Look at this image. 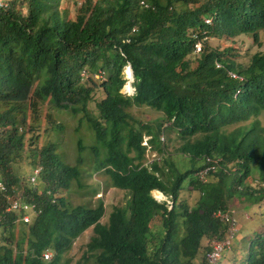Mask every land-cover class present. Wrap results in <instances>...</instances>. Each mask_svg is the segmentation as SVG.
Returning <instances> with one entry per match:
<instances>
[{"label": "trees", "instance_id": "obj_1", "mask_svg": "<svg viewBox=\"0 0 264 264\" xmlns=\"http://www.w3.org/2000/svg\"><path fill=\"white\" fill-rule=\"evenodd\" d=\"M140 1L76 0L73 12L61 0H4L0 7V264H201L209 242L226 236L227 219L215 212L228 198L263 201L264 125L257 116L264 113V51L239 64L228 48L201 37L256 39L264 0ZM197 40L203 48L193 53ZM127 64L130 95L121 91ZM45 105L76 117L75 131H92L88 145L77 138L73 164L58 149L63 126L42 112ZM133 106L160 115L144 122ZM147 146L158 159L147 162ZM205 155L220 157V168L198 181ZM35 167L38 184L29 180ZM93 172L124 194L104 222L99 196L93 205H74L63 195ZM186 190L198 192L191 203L181 199ZM15 199L35 209L8 210ZM89 228L74 261L73 243ZM248 246L237 262L264 264V228Z\"/></svg>", "mask_w": 264, "mask_h": 264}, {"label": "rangeland", "instance_id": "obj_2", "mask_svg": "<svg viewBox=\"0 0 264 264\" xmlns=\"http://www.w3.org/2000/svg\"><path fill=\"white\" fill-rule=\"evenodd\" d=\"M74 1L76 0H61L60 7L68 8L71 12L74 10ZM81 1V0H80ZM209 36V35H208ZM207 36V38H208ZM207 44L211 46H215L220 50L228 48V54L234 59L236 63L245 64L248 62L249 57L257 50L264 51V29L258 32V36L256 39L253 38L252 35L241 34L235 36L232 39H225L219 38L214 35H210L208 38ZM207 46V45H205ZM127 65L123 67V75L125 78L126 76L129 78V81H126L123 85L121 91L126 94H132L131 89L125 88L130 84L131 74L130 70H126ZM94 79L98 81L101 79L99 74L94 75ZM133 82V81H132ZM131 82V86H132ZM100 96H103L102 92L98 93L97 99ZM94 102L90 103V107H93ZM51 106L45 105L41 107L42 112L48 110L49 113L52 114V118L54 122L59 123L63 126L61 131V137H58L59 143V151L63 154V159L65 162L73 164L75 162L77 149H76V141L77 138L80 136L81 140L83 141V145H88L89 143L93 142L92 138V131L88 129L85 125L80 126L78 131H75L74 128L77 125L76 117L70 114L68 111L65 110H55L50 109ZM132 114L139 118L142 121L147 122H156L157 117L160 115L158 112L152 110L149 107H131ZM50 114V115H51ZM264 125V113H260L257 116ZM53 138V137H52ZM45 139V138H44ZM146 140V137H145ZM165 135H164V142H165ZM175 142V140H174ZM146 143V141H143ZM148 147V146H147ZM168 149H173V143H168ZM151 153H156L155 150H150ZM149 154V153H148ZM91 163L90 158L86 159L84 166L89 168V164ZM189 163L185 164L188 165ZM38 172L40 170L39 167ZM33 168V169H35ZM30 173L32 172V170ZM229 169H224L226 173ZM103 172H93V174L89 177H84L85 186L81 188H74L69 191L67 194L63 193V195H67L71 204H79V203H86L88 205H93L96 201V198L99 196L102 198L105 206V216L102 218V221H106L108 213L112 209L113 205L115 204H122L124 202V194L119 188H114L110 184V179L106 176ZM38 184V181H34V184ZM152 195L158 199L159 201H168L165 199V196L162 195L157 198L154 194V191H151ZM198 192L195 190L192 191H184L181 194V199H184L188 203H191ZM249 197L243 198L238 194H234L230 196L227 200L226 210L227 212L221 215H234V220L236 222V227L238 230V234L236 239L232 241L231 247L226 249L223 252L222 258L220 260V264H240L241 259L246 257V253L248 252L249 248V240L255 236L257 232L264 228V202H256L251 205ZM169 204V203H168ZM170 206V204H169ZM1 233V230H0ZM91 235V229L85 230L80 237H78L75 242L73 243V249L70 251L72 256L74 257V261L80 257L81 249L83 244L89 239ZM204 254V251L201 252ZM202 255L200 254L199 257ZM233 256L235 257V261L233 260ZM200 261V260H199Z\"/></svg>", "mask_w": 264, "mask_h": 264}, {"label": "built area", "instance_id": "obj_3", "mask_svg": "<svg viewBox=\"0 0 264 264\" xmlns=\"http://www.w3.org/2000/svg\"><path fill=\"white\" fill-rule=\"evenodd\" d=\"M141 4H144L143 3V0L140 1ZM4 5V0H0V7ZM205 22H210V19L208 18H205L204 19ZM206 31H203L202 33L205 34ZM193 36H195L193 34ZM208 34L207 35H203L201 37V39H208L207 38ZM202 48V44H201V41L200 40H197L194 44V51H200ZM85 72L82 71L81 72V75H84ZM229 75L233 78H236L238 80H242V77L240 75H238L237 73L235 72H229ZM40 171V170H39ZM39 174L38 172V168H35L32 170L31 174H30V177H29V180L31 183H33L37 177V175ZM0 190H4V184L0 182ZM23 208L25 211H29L31 210V212H33V210L35 209V203L33 202H30V203H22L20 200L18 199H15L13 201L10 202L9 204V207H8V210H15V209H18V208ZM220 214H223L221 212H219ZM218 214V213H217ZM225 217V219H227V222H228V227H227V231H226V235L227 237L225 239H222V240H213L210 244V250L206 252L205 254V258H204V261H203V264H219V259H220V256H221V253L223 252V250L228 247L229 243H230V240L232 238V236L234 235V232H235V220L233 217H231L230 215L226 214V215H222ZM31 219V215L30 214H27V213H24V215L22 216V220L24 222H27ZM43 255V258L44 259H48L51 255V253L49 251H44L42 253Z\"/></svg>", "mask_w": 264, "mask_h": 264}, {"label": "clouds", "instance_id": "obj_4", "mask_svg": "<svg viewBox=\"0 0 264 264\" xmlns=\"http://www.w3.org/2000/svg\"><path fill=\"white\" fill-rule=\"evenodd\" d=\"M212 35V34H211ZM203 48V47H202ZM202 48H201V50H202ZM200 50V51H201ZM199 51H194V48H193V53H198ZM217 65H219V63L217 64ZM235 72V71H232V70H228V73L229 72ZM235 73H237V72H235ZM238 74V73H237ZM132 75H133V73H132ZM239 75V74H238ZM241 77H242V80H238L237 79V81L238 82H243L244 81V78H243V76L242 75H240ZM134 78V77H133ZM125 79H126V81H129V78L126 76V73H125ZM132 81H134V80H131L130 81V85H131V82ZM133 83V82H132ZM131 92L133 91H135V88H134V86L132 85L131 86ZM241 91H242V89L239 87V88H237V89H235V91H234V93H233V96L234 97H236V96H238L240 93H241ZM161 141H164V136L162 137L161 136ZM142 144H144L145 146H146V144L145 143H142ZM150 150L151 149H149V147H147V150H146V157H147V162H151L153 159H158L159 158V155L157 154V152L156 153H151L150 152ZM149 153V154H148ZM221 160V158L220 157H211V156H209V155H205L204 157H203V159H202V161H201V166L197 169V171L195 172V177L198 179V181H206V178H207V175L209 174V173H211V171H217L219 168H220V163H219V161ZM153 191H158V192H160L159 190H153ZM160 193H162V192H160ZM162 195H164L163 193H162ZM165 196V195H164ZM154 197V196H153ZM155 198V197H154ZM156 199V198H155ZM165 199L168 201V203L171 205V201L168 199V197H166L165 196ZM156 200H158V199H156ZM159 201V200H158ZM262 202H264V199H263V201ZM167 203V202H166ZM167 203V204H168ZM168 204V205H169ZM219 212H221V213H225V212H227V210L225 209L224 211H222V210H217L216 212H215V216H219V215H221ZM218 213V214H217ZM222 216V215H221ZM231 217H233L234 218V215H231ZM227 227H228V222H227V224H225V229H224V232L226 233V231H227ZM237 234H238V230H237V227H236V224H235V232H234V235L232 236V238H231V240H230V243H229V245H228V247H226L224 250H223V252L226 250V249H228V248H230L231 247V244H232V241L234 240V239H236V236H237ZM227 237V235L225 236H223V238H213L210 242H209V245H208V250H205L204 251V254H203V259H202V262H201V264H203V261H204V258H205V254H206V252L207 251H209L210 250V244H211V242L213 241V240H217V239H219V240H222V239H225ZM47 251H49L48 249H46ZM46 250H44V251H46ZM43 251V252H44ZM42 252V253H43ZM50 252V251H49ZM223 252L221 253V256H220V259H219V264H220V260H221V258H222V255H223ZM51 253V252H50ZM42 257H43V255H42ZM50 257H51V255H50ZM50 257L48 258V259H50ZM47 260V259H46Z\"/></svg>", "mask_w": 264, "mask_h": 264}, {"label": "bare ground", "instance_id": "obj_5", "mask_svg": "<svg viewBox=\"0 0 264 264\" xmlns=\"http://www.w3.org/2000/svg\"><path fill=\"white\" fill-rule=\"evenodd\" d=\"M125 88L130 89V88H131V85L128 83V86H126ZM154 194H156L155 196H156L157 198H159V197L161 196V193L158 192V191H154Z\"/></svg>", "mask_w": 264, "mask_h": 264}, {"label": "water", "instance_id": "obj_6", "mask_svg": "<svg viewBox=\"0 0 264 264\" xmlns=\"http://www.w3.org/2000/svg\"><path fill=\"white\" fill-rule=\"evenodd\" d=\"M130 70V74H131V79L130 80H134L133 75H132V69L131 66L129 64H127V69L126 70Z\"/></svg>", "mask_w": 264, "mask_h": 264}, {"label": "crops", "instance_id": "obj_7", "mask_svg": "<svg viewBox=\"0 0 264 264\" xmlns=\"http://www.w3.org/2000/svg\"><path fill=\"white\" fill-rule=\"evenodd\" d=\"M233 260L235 261V257L233 256Z\"/></svg>", "mask_w": 264, "mask_h": 264}]
</instances>
